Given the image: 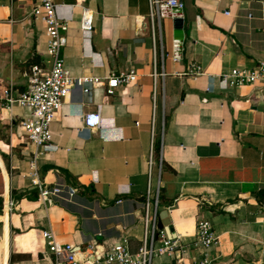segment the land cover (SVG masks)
<instances>
[{
  "label": "crops",
  "instance_id": "obj_1",
  "mask_svg": "<svg viewBox=\"0 0 264 264\" xmlns=\"http://www.w3.org/2000/svg\"><path fill=\"white\" fill-rule=\"evenodd\" d=\"M180 1L183 9L162 5L152 21L151 0H55L69 25L62 57L73 77L105 82L109 71L134 68L138 80L114 95L102 85L91 95L74 87L49 147L37 152L40 180L76 187L75 203H38L35 148L17 135L24 111L0 105L2 197L16 202L0 214V255L9 264H52L42 234L50 229L62 243L106 249L127 239L136 253L149 183H160L159 213L168 211L169 234L183 245L196 241L205 218L219 237L211 264H264V84L223 81L235 68L264 65V0ZM37 2L0 0V87L23 92L33 66H50L44 26L31 15ZM83 7L95 13L91 31L80 27ZM195 64L202 75L190 71ZM93 113L102 117L98 129L84 126L83 115ZM200 255L189 249L177 259ZM171 261L164 255L155 264Z\"/></svg>",
  "mask_w": 264,
  "mask_h": 264
},
{
  "label": "built area",
  "instance_id": "obj_2",
  "mask_svg": "<svg viewBox=\"0 0 264 264\" xmlns=\"http://www.w3.org/2000/svg\"><path fill=\"white\" fill-rule=\"evenodd\" d=\"M162 5L184 8V2L180 0H151L152 21L160 18ZM55 0H38L31 10L35 21H40L48 37L46 55L50 57L48 64L43 67L35 65L29 77L28 87L23 92H16L13 85L0 87V105L13 108L20 107L24 111L23 117L17 126V135L27 139L34 146L32 151L34 158L29 160L32 184L38 188V203L45 204L49 198L59 203H75L78 195L76 187L70 186L64 181L48 185L42 182L38 176L36 166V155L40 149L49 147L53 139L52 123L63 107L65 99L74 87H80L86 95H91L97 85L105 87V92L114 95L120 86H130L138 80L136 69L128 71H109L105 82L98 77H73L66 67L62 57V49L67 44V37L62 33L69 28L68 23L59 18L56 12ZM229 13V12H227ZM95 13L87 7L82 8L80 27L83 31H91L94 25ZM190 71L196 75H202L203 68L200 65H193ZM163 75V74H162ZM155 85L157 77L160 76L154 71ZM223 81L232 88L244 85H254L258 82L264 84V65L248 69L238 67L231 70L223 77ZM156 95V87H154ZM84 126L91 129H98L102 125L100 113L85 114L82 117ZM150 165H153V157H150ZM161 167V165H160ZM144 202L145 213L143 217L144 237L142 244L136 253L129 249L128 240L123 239L116 242L112 247L105 248L100 244L87 245L83 243H62L57 240L54 232L44 230L43 238L46 240L48 254L51 256L52 264H155V259L167 255L175 261L178 254L187 253L189 249H200L201 255L191 261L177 259L168 264H211L212 259L209 250L218 243V236L215 234L213 223L209 219H201L197 225V238L191 245H183L178 237L169 234V228H159L161 223L160 205V183L157 186L149 183ZM8 213L16 209V202L12 197L4 201V208ZM0 264L9 262L0 255Z\"/></svg>",
  "mask_w": 264,
  "mask_h": 264
},
{
  "label": "trees",
  "instance_id": "obj_3",
  "mask_svg": "<svg viewBox=\"0 0 264 264\" xmlns=\"http://www.w3.org/2000/svg\"><path fill=\"white\" fill-rule=\"evenodd\" d=\"M0 133L3 134L2 135V138L5 140L6 135L4 134L5 133V130H3L2 125H0ZM154 152H155V157L157 159H159L160 158V143H159V141H157L155 143ZM4 175L6 177V180H8V175L6 173H4ZM6 188L7 189H6L5 193L8 192V186ZM3 192H4V183H3L2 174L0 172V214H2V212H3V206H4V199L2 197Z\"/></svg>",
  "mask_w": 264,
  "mask_h": 264
},
{
  "label": "water",
  "instance_id": "obj_4",
  "mask_svg": "<svg viewBox=\"0 0 264 264\" xmlns=\"http://www.w3.org/2000/svg\"><path fill=\"white\" fill-rule=\"evenodd\" d=\"M161 215V223L159 224V228L163 229L164 227H168L171 232H174L173 224L171 223V220L169 218V213L167 210H163L160 213ZM98 239L102 240L103 236H99Z\"/></svg>",
  "mask_w": 264,
  "mask_h": 264
},
{
  "label": "bare ground",
  "instance_id": "obj_5",
  "mask_svg": "<svg viewBox=\"0 0 264 264\" xmlns=\"http://www.w3.org/2000/svg\"><path fill=\"white\" fill-rule=\"evenodd\" d=\"M8 197H9V194H8L6 200L8 199ZM4 211L8 214V208L7 207L4 208Z\"/></svg>",
  "mask_w": 264,
  "mask_h": 264
},
{
  "label": "rangeland",
  "instance_id": "obj_6",
  "mask_svg": "<svg viewBox=\"0 0 264 264\" xmlns=\"http://www.w3.org/2000/svg\"><path fill=\"white\" fill-rule=\"evenodd\" d=\"M7 139V137H5Z\"/></svg>",
  "mask_w": 264,
  "mask_h": 264
}]
</instances>
